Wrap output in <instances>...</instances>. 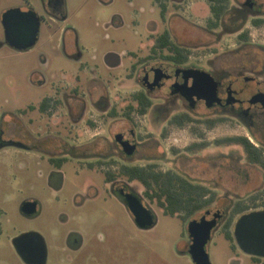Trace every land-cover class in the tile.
<instances>
[{"label": "flooded vegetation", "instance_id": "af4514ba", "mask_svg": "<svg viewBox=\"0 0 264 264\" xmlns=\"http://www.w3.org/2000/svg\"><path fill=\"white\" fill-rule=\"evenodd\" d=\"M137 1L133 22L143 25L151 36L140 39L143 43L139 41V50L147 52L129 55L136 62L130 68L136 70L138 85L130 101H123L126 96L122 101L113 100L110 90L96 91L89 84L91 74L98 72L97 66L90 64L96 55L85 53V48L78 44L76 29L67 26L68 0H6L2 5L0 22L4 38L0 47L6 44L18 51L29 50L39 41L42 25L46 24L53 28V36L58 35L65 57L77 64L74 71L62 70L59 74L33 72L31 83L37 87L49 86V91L38 100L25 102L5 113L0 120V264H116L121 260L117 257L124 253L114 251L101 228H84L88 222L102 227L105 220L63 211L53 216L43 214L42 200L32 194L33 172L37 178L44 179V186L53 191L58 202L57 193L63 189L66 170L101 174L98 181H86L82 189L73 192L71 206L81 210L112 198L125 208L137 228L149 230L156 225L158 213L133 188L132 182H138L144 187L145 195V184L137 177H129V170L171 172L208 187L186 177L180 159L183 154L200 152L208 146L204 134L197 129L206 130L226 121L241 124L251 136L247 139L264 158V41H254L248 32L250 28L264 27V0H235L236 5L228 0L218 18L208 0H197L208 2L207 26L216 28L228 20L237 36L236 54L229 68L193 63L187 47L177 37L174 19L192 7L191 0ZM112 2L99 0L105 5ZM132 2L129 0L130 5ZM6 12H10L9 22L15 29L13 41L26 43L25 47L7 43L2 22ZM124 24L120 13H114L104 22L106 27L115 28ZM175 43L185 48V56L175 54L172 45ZM103 61L108 69L121 63L115 50H107ZM69 76L76 81L73 87L64 85V79ZM82 77L88 79L83 81ZM212 87L216 100L208 104ZM149 119L150 129L146 125ZM193 128L196 140L179 149L173 141L174 130ZM220 139L214 142L222 145L217 143ZM166 141H173V159L172 165L163 169L164 150L160 149ZM128 196L136 197L149 210L150 224L140 225L136 221ZM151 200L161 207L157 197ZM219 213L210 237L226 216L223 211ZM163 214L177 216L187 225L190 254L189 223L203 214L194 218V215L167 214L164 209ZM229 218L222 223L225 237L232 225V220L227 225ZM39 221L48 222L53 228L47 233L32 228ZM235 222L230 233L233 241H236Z\"/></svg>", "mask_w": 264, "mask_h": 264}, {"label": "rangeland", "instance_id": "374dc122", "mask_svg": "<svg viewBox=\"0 0 264 264\" xmlns=\"http://www.w3.org/2000/svg\"><path fill=\"white\" fill-rule=\"evenodd\" d=\"M6 0L0 1V17L2 5ZM134 2V3H133ZM113 0L111 4L99 3V0H68L69 19L67 26H72L77 31V41L80 48H85L88 54L96 55L91 65L97 66V73L91 74L89 84L96 91L108 89L112 99L130 101V95L137 89L136 70L131 69V63L136 64L130 53H145L140 51V39L148 38L149 30L143 25H135V7L137 0ZM144 3V0H143ZM231 5H236L235 0H230ZM147 5V3H145ZM192 7L174 19V31L181 39V43L188 49V54L193 63H202L207 66L231 67L235 58L236 34L230 29L228 20L216 28L206 25L205 19L210 15L208 2L191 0ZM233 7V6H232ZM114 13H120L125 24L121 28L106 27L104 22L109 20ZM226 18V17H225ZM228 19V18H226ZM249 36L254 41H264V27L250 28ZM2 25L0 22V40H3ZM145 42V41H144ZM139 43V44H138ZM143 43V42H142ZM63 45L58 35L53 36V28L42 25L40 39L31 49L26 51L15 50L6 44L0 47V120L5 113L13 111L25 102L36 101L48 87H37L31 83V75L38 71L43 74H59L60 71H74L75 62L67 59L63 52ZM107 50H115L120 55V65L108 69L103 61ZM85 56H88L85 54ZM89 56V57H90ZM44 60V62H42ZM88 77H82L87 80ZM76 84L74 77H66L64 85L73 87ZM122 98V99H121ZM151 119L146 121L151 128ZM203 133V138L208 146L200 152L183 154L180 164L186 171V177L200 181L215 192V200L206 208L194 214L199 218L205 210L211 212L220 210L225 213L220 228H216L207 245L206 250L211 264H264V258L253 259L236 241L224 236L223 224L229 217L233 205L241 201L249 206V210L263 208L264 201V170L257 164L249 162L240 145H217V138L243 135L251 139L250 134L241 124L226 121L211 127L197 129ZM195 128L192 131L174 130L173 141L179 149L196 140ZM173 141H166L161 147L164 150L161 167L172 165ZM101 174L80 173L72 169L65 171L63 189L57 193L60 201H56L53 191L44 186V179L31 175L32 194L36 195L44 204V213L53 216L59 211L70 215H93L104 221L103 226L98 224H84L85 229H99L105 233L109 245L115 252L121 253L116 264H195L188 252V233L186 224L177 216L163 214V209L143 195L144 187L138 182H132L133 188L143 196L157 213L158 221L149 230L137 228L125 208L115 199L110 198L106 203H95L85 209L75 210L71 205L72 194L76 189H82L86 181H98ZM240 216L232 217V225ZM32 228H37L47 233L53 225L39 221L34 222ZM55 229V227H54ZM119 255V254H118Z\"/></svg>", "mask_w": 264, "mask_h": 264}, {"label": "trees", "instance_id": "16d2710c", "mask_svg": "<svg viewBox=\"0 0 264 264\" xmlns=\"http://www.w3.org/2000/svg\"><path fill=\"white\" fill-rule=\"evenodd\" d=\"M208 2L215 18H218L221 15L228 4V0H208ZM210 26H214V24L210 23ZM162 41L163 37L161 38V43ZM172 45L176 55L185 56L187 54L184 47H181L176 43ZM217 143L240 145L243 148L247 159L259 164L264 169L263 156L251 144L247 137L242 135L228 136L218 140ZM128 176L139 178L146 186L145 196L150 199L157 197L160 206L163 207L167 214L192 216L212 204L215 200V192L210 188L190 182L171 172L156 173L152 170L146 169L142 172H139L138 170H129ZM249 208V206L243 205L241 201H237L232 207L227 225L231 223L232 217L235 214H242L248 211ZM226 238L232 239L230 232L226 233Z\"/></svg>", "mask_w": 264, "mask_h": 264}, {"label": "water", "instance_id": "95a60500", "mask_svg": "<svg viewBox=\"0 0 264 264\" xmlns=\"http://www.w3.org/2000/svg\"><path fill=\"white\" fill-rule=\"evenodd\" d=\"M9 18L10 12L4 13L2 22L7 43L17 47H25L26 43L13 41L15 29L10 25ZM207 100L208 104L216 100L213 87ZM128 204L140 225H147L152 222L151 213L136 197L128 196ZM219 216V210L213 211V213L208 210L199 219L189 223V233L192 240L190 254L195 264H211L205 246L210 238L211 228ZM234 235L238 245L246 253L264 257V208L241 214L235 222Z\"/></svg>", "mask_w": 264, "mask_h": 264}]
</instances>
